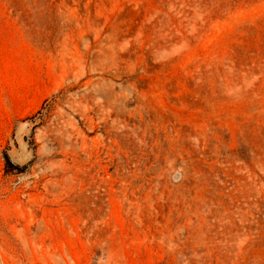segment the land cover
<instances>
[{
	"label": "rangeland",
	"instance_id": "374dc122",
	"mask_svg": "<svg viewBox=\"0 0 264 264\" xmlns=\"http://www.w3.org/2000/svg\"><path fill=\"white\" fill-rule=\"evenodd\" d=\"M0 264H264V0H0Z\"/></svg>",
	"mask_w": 264,
	"mask_h": 264
},
{
	"label": "trees",
	"instance_id": "16d2710c",
	"mask_svg": "<svg viewBox=\"0 0 264 264\" xmlns=\"http://www.w3.org/2000/svg\"><path fill=\"white\" fill-rule=\"evenodd\" d=\"M6 161H7L8 164H10V159L7 156H6Z\"/></svg>",
	"mask_w": 264,
	"mask_h": 264
}]
</instances>
